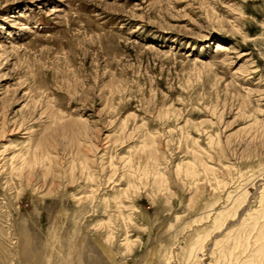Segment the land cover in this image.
<instances>
[{
  "label": "rangeland",
  "instance_id": "rangeland-1",
  "mask_svg": "<svg viewBox=\"0 0 264 264\" xmlns=\"http://www.w3.org/2000/svg\"><path fill=\"white\" fill-rule=\"evenodd\" d=\"M0 264H264V0H0Z\"/></svg>",
  "mask_w": 264,
  "mask_h": 264
},
{
  "label": "bare ground",
  "instance_id": "bare-ground-1",
  "mask_svg": "<svg viewBox=\"0 0 264 264\" xmlns=\"http://www.w3.org/2000/svg\"><path fill=\"white\" fill-rule=\"evenodd\" d=\"M224 47L222 46V44H217V50H223Z\"/></svg>",
  "mask_w": 264,
  "mask_h": 264
}]
</instances>
